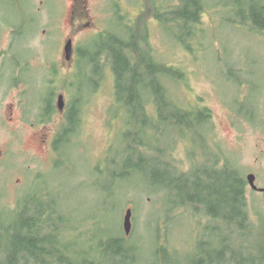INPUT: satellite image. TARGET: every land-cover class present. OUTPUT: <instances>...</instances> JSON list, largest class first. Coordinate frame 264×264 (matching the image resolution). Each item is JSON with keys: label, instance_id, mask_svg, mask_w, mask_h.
Returning a JSON list of instances; mask_svg holds the SVG:
<instances>
[{"label": "rangeland", "instance_id": "374dc122", "mask_svg": "<svg viewBox=\"0 0 264 264\" xmlns=\"http://www.w3.org/2000/svg\"><path fill=\"white\" fill-rule=\"evenodd\" d=\"M203 1L200 24L188 38L187 25L172 26L168 21L178 0H91L90 14L98 13L101 20L74 34L77 50L72 61L64 58L63 51L70 31L64 20L70 0H0V19L21 21L22 10L26 18L21 35L15 32L20 26L0 24V56L18 51L21 61L32 53V61L26 59L29 71L20 76L31 81L29 95L24 84L2 87L12 79L9 67L0 69V207L14 206L27 194L48 192L46 200L56 204L70 227L67 240L86 251L119 231L130 207L132 229L127 238L141 246L145 256H151L155 235L160 242L168 240L181 255L192 253L193 243L210 221L180 206L165 226L164 206L170 195L176 198L175 191L152 187L139 170L126 168L127 117L116 101L112 70L105 67L99 77L88 68L89 74L83 75V61L79 62L82 50L94 52L96 45L90 40L98 45L114 36L128 40L134 32L145 35L157 61L184 72L182 81L165 79L171 98L183 107L204 105L211 114L199 135L175 132L174 140L162 136L172 164L187 169L191 162L187 151L198 154L204 144L219 157L217 165L227 159L244 177L253 173L255 184L264 188V28L230 21L236 16L224 0ZM41 6L44 10H39ZM52 15L61 20L53 22ZM26 48L30 51H23ZM50 90L56 92L55 104L58 93L69 94L66 103L78 95L82 117L74 141L53 152L37 145V139L45 136L47 146L62 125V112L51 114L52 120L45 124L38 119L41 98ZM246 196L251 221L264 220V192L247 186Z\"/></svg>", "mask_w": 264, "mask_h": 264}, {"label": "trees", "instance_id": "16d2710c", "mask_svg": "<svg viewBox=\"0 0 264 264\" xmlns=\"http://www.w3.org/2000/svg\"><path fill=\"white\" fill-rule=\"evenodd\" d=\"M224 1L236 16L230 21L264 28V0ZM204 8L203 0H178L168 12V21L172 26L187 25L190 38ZM180 42L188 46L186 41ZM88 43H94L96 48L92 53H80L83 75L88 68L99 77L105 67L111 69L116 101L127 117L123 134L126 168L139 170L148 185L176 193V198L170 195L164 206L165 226L169 225L172 211L180 206L206 216L210 222L193 243L189 256L181 255L168 240L160 242L155 235L151 256L146 258L142 247L131 242L127 238L130 233L125 235L122 228L100 239L95 250L86 251L67 240L70 227L56 204L46 200L48 192L31 193L17 199L14 206L0 207V264H264V240L260 239L264 238V220L254 223L249 217L248 183L241 170L227 159L217 165L219 157L209 153L204 144L198 154L187 151L191 161L187 169L177 168L167 157L169 146L164 134L171 140L175 132L199 135L202 124L211 117L204 105L183 107L168 94L165 81H182L184 72L157 61L146 46L144 34L134 32L128 40L114 36L99 45L93 39ZM41 99L46 113H53V91ZM79 101L68 103L65 111L69 128L77 123L75 131L80 125L76 118L80 117ZM62 131L55 140L59 146L69 143L66 129Z\"/></svg>", "mask_w": 264, "mask_h": 264}, {"label": "flooded vegetation", "instance_id": "af4514ba", "mask_svg": "<svg viewBox=\"0 0 264 264\" xmlns=\"http://www.w3.org/2000/svg\"><path fill=\"white\" fill-rule=\"evenodd\" d=\"M7 1L9 2V0H7ZM41 3L43 4L44 2L41 1ZM90 3H91V0H70V3L68 5V8H67L66 13H65L64 20L67 21L68 24L70 25V31L68 33L69 36H68L67 39H69V38L72 39L73 52H72V56L70 58L72 61L75 58L76 50H77L76 49L77 46H76L75 41H74V34L76 32H78V31H81L82 29H87L91 24L95 23L96 21L101 20V18H100L98 13H95V16L90 14ZM15 4L16 3H13V5H11V6L14 7ZM56 9L57 8H54L53 11L56 12ZM95 9H97L96 6H95ZM31 10H32V8H31ZM39 10H44V7L41 6L39 8ZM22 11L20 13L21 14V19H20L21 21L10 20V19H6V21H5V20L0 19V24L1 25H5L6 23H8L10 25L20 26L18 29H16L15 32H16V35L17 34L21 35L22 34L21 27L24 26V24L26 23V18L23 17ZM52 16L53 17H50V19L54 20L53 22L58 23V21L61 20L60 18H57L58 15H52ZM92 16H94V17H92ZM105 19H107V18H105ZM23 37H25V35ZM25 50L26 51H30V49H28V48L24 49L23 51H25ZM23 51H20V52L22 53ZM13 53H14V55H11V54L7 53L6 55L0 56V69L2 70V68L6 67V66L9 67L10 68V77L12 79L11 84L8 87H6V86H2V87L10 88V87L16 86L17 84H19V85L20 84H24L25 86L23 87V91L27 92L28 95H29L30 94V89H31V81H30L29 78L20 79V76L26 74L29 71L30 67L27 64L26 59L31 60L32 53H30L29 55H26V59L25 58H21V61H19L16 58L17 55H18V51H15ZM64 58H65V55H64ZM23 59H25V60H23ZM6 61H9V62H6ZM71 83L72 82H70V86H71L70 90L73 91L74 93H76L77 89L75 87V84H71ZM2 87L0 86V89ZM55 94H56V92L53 91V99L55 97ZM58 95H59V93H58ZM58 95H57V97H58ZM62 95L64 96V101H65V96H68L69 94L68 93H62ZM77 99L79 100L78 95H75L74 99L71 98V99L68 100V103L76 102ZM68 103H66V101H65V104H64V107H63L62 110H59L57 108L56 104H55V110H54L53 113H55L57 111L63 113L64 116L62 117L63 118V120L61 122L62 125H61L60 128H58L57 134L59 133V131L63 132L62 130L65 128L66 132L69 135V143H70L71 140L74 141V138L78 135V133L80 131V125H79V129L77 131H75L77 123L72 128H69L70 127L69 126L70 123L68 121V117H66V115H65V111L68 108L67 107ZM40 109L41 110L39 111V117H38L40 122L42 124L50 122V120H52V118H53V117H50V115L53 114V113L47 114L45 109L43 108V104L41 105ZM76 118H77V121L80 120V124H81L82 117H76ZM57 134L55 133L54 136L52 135L51 138L47 140V143H46L47 146L44 145V143H45V140H44L45 138L44 137L45 136H42V138L39 139V140L37 139V145L41 149L49 148L52 152L60 150V148L62 147L63 144H61L59 146V143H57V145H56L55 140H56ZM33 135H35V138H36V134L33 133Z\"/></svg>", "mask_w": 264, "mask_h": 264}, {"label": "water", "instance_id": "95a60500", "mask_svg": "<svg viewBox=\"0 0 264 264\" xmlns=\"http://www.w3.org/2000/svg\"><path fill=\"white\" fill-rule=\"evenodd\" d=\"M72 39L69 38L66 40L64 44V53H65V58L69 60L72 56ZM57 107L59 110H62L64 107V99L63 95L60 94L57 97ZM246 180L248 182V185L251 189L257 190L260 192H264V188H260L255 184V175L253 173H249L246 175ZM132 209L129 207L125 210L124 215H123V221H122V229L124 231L125 235H128L131 232L132 229Z\"/></svg>", "mask_w": 264, "mask_h": 264}, {"label": "bare ground", "instance_id": "6f19581e", "mask_svg": "<svg viewBox=\"0 0 264 264\" xmlns=\"http://www.w3.org/2000/svg\"><path fill=\"white\" fill-rule=\"evenodd\" d=\"M149 257V256H148ZM147 256H146V258H148Z\"/></svg>", "mask_w": 264, "mask_h": 264}]
</instances>
